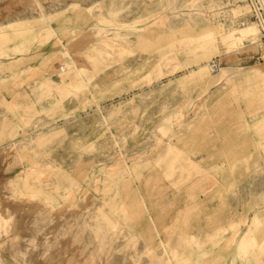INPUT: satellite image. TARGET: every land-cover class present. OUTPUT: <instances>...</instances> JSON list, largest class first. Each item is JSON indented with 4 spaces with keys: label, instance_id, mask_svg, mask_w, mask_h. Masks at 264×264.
Here are the masks:
<instances>
[{
    "label": "rangeland",
    "instance_id": "obj_1",
    "mask_svg": "<svg viewBox=\"0 0 264 264\" xmlns=\"http://www.w3.org/2000/svg\"><path fill=\"white\" fill-rule=\"evenodd\" d=\"M0 210L4 264H264L248 0H0Z\"/></svg>",
    "mask_w": 264,
    "mask_h": 264
},
{
    "label": "built area",
    "instance_id": "obj_2",
    "mask_svg": "<svg viewBox=\"0 0 264 264\" xmlns=\"http://www.w3.org/2000/svg\"><path fill=\"white\" fill-rule=\"evenodd\" d=\"M248 6L251 13V18L255 21L259 28L261 39L264 41V0H248ZM218 64L211 63V70L217 71Z\"/></svg>",
    "mask_w": 264,
    "mask_h": 264
},
{
    "label": "bare ground",
    "instance_id": "obj_3",
    "mask_svg": "<svg viewBox=\"0 0 264 264\" xmlns=\"http://www.w3.org/2000/svg\"><path fill=\"white\" fill-rule=\"evenodd\" d=\"M54 69H55V73H57V74L63 72L62 67H57V68H54ZM210 70H211V65H210ZM217 70H218V69H217ZM211 72L215 73V72H217V71L214 72V71L211 70ZM7 195H8V194H7ZM83 197H85V196L83 195ZM86 199H87V198H86ZM11 207H12V206H11ZM65 207H66V208H64V206H63V208L58 209L57 211H59V212L62 213L63 211H65V209H67V206H65ZM73 207H74V206H73ZM76 207H77V206H76ZM9 208H10V207H9ZM71 208H72V207H71ZM13 209H14V208H13ZM76 209H77V208H74V209L70 210V208H69V211H71V212H76ZM10 210H11V209H10ZM15 210H16V209H15ZM17 210H18V209H17ZM22 211H23V210H22ZM11 212H12V211H11ZM13 214H14V213H13ZM13 214H12V215H13ZM28 214H29V212H28ZM0 215H1V216L5 215V212L0 210ZM24 217H25V215H24ZM3 218H4V217H3ZM3 218L0 217V225L2 224L1 221H2ZM19 218H20V217H19ZM6 220H7V219H6ZM6 220H5V221H6ZM3 221H4V220H3ZM14 222H15V221H14ZM18 223H19V222H18ZM21 223H22V222H21ZM28 223H29V222H28ZM2 225H3V224H2ZM15 226H16V225H15ZM21 226H22V225H21ZM21 226H20V227H21ZM72 226H73V225H72ZM1 228H2V227H1ZM13 228H14V227H13ZM70 241H71V240H70ZM30 244H31V241H30ZM7 246H8V245H7ZM7 248H8V247H7ZM29 249H30V248H29ZM48 251H49V250H48ZM39 255H40V254H39ZM0 258H1V257H0ZM0 262H1V264H4V263H3L4 260L1 259ZM8 264H10V263H8Z\"/></svg>",
    "mask_w": 264,
    "mask_h": 264
}]
</instances>
